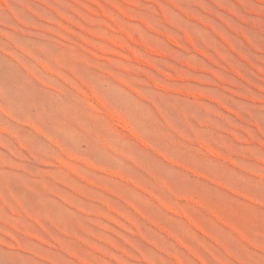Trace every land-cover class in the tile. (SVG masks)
Segmentation results:
<instances>
[{"label": "rangeland", "instance_id": "374dc122", "mask_svg": "<svg viewBox=\"0 0 264 264\" xmlns=\"http://www.w3.org/2000/svg\"><path fill=\"white\" fill-rule=\"evenodd\" d=\"M0 264H264V0H0Z\"/></svg>", "mask_w": 264, "mask_h": 264}]
</instances>
